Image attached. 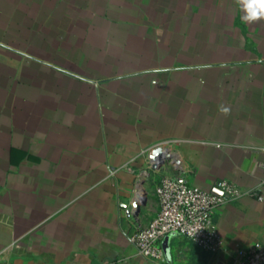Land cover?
Instances as JSON below:
<instances>
[{
    "label": "crops",
    "instance_id": "0c3cea01",
    "mask_svg": "<svg viewBox=\"0 0 264 264\" xmlns=\"http://www.w3.org/2000/svg\"><path fill=\"white\" fill-rule=\"evenodd\" d=\"M242 16L237 0H0V264H232L264 243V21ZM168 140L174 178L262 196L218 209L219 254L171 234L154 262L129 242L159 211L144 152Z\"/></svg>",
    "mask_w": 264,
    "mask_h": 264
},
{
    "label": "built area",
    "instance_id": "2783aa9c",
    "mask_svg": "<svg viewBox=\"0 0 264 264\" xmlns=\"http://www.w3.org/2000/svg\"><path fill=\"white\" fill-rule=\"evenodd\" d=\"M181 143L168 140L146 150L144 153L149 159L147 168L157 171L166 161H170L181 170L182 160L178 150ZM158 149L160 154L151 158ZM174 157L179 158L180 164L176 163ZM248 194L262 200V196L255 191H243L226 180L215 181L207 189H201L181 179L165 176L155 186L158 213L147 226L136 229L130 235L129 242L141 257L154 262L163 260L160 243L171 234L186 238L211 255L219 254L224 250V243L214 223V216L226 202ZM232 264H264V243H255L239 251Z\"/></svg>",
    "mask_w": 264,
    "mask_h": 264
},
{
    "label": "clouds",
    "instance_id": "9594fccd",
    "mask_svg": "<svg viewBox=\"0 0 264 264\" xmlns=\"http://www.w3.org/2000/svg\"><path fill=\"white\" fill-rule=\"evenodd\" d=\"M237 4L243 12L242 19L247 24H255L264 21V0H237ZM227 113V109H223Z\"/></svg>",
    "mask_w": 264,
    "mask_h": 264
},
{
    "label": "rangeland",
    "instance_id": "374dc122",
    "mask_svg": "<svg viewBox=\"0 0 264 264\" xmlns=\"http://www.w3.org/2000/svg\"><path fill=\"white\" fill-rule=\"evenodd\" d=\"M177 164H180V162H178ZM148 167V166H147ZM147 172H149V174H152V177L147 180L148 182V186L150 188V190H148V202L152 203V207L154 206L153 203V199H155V196L152 194L155 188V185L157 182H159V180L165 176H169V177H176L178 176V172L180 170H178V168L174 167L170 161H166V163L164 164V166L159 169V170H153V169H146Z\"/></svg>",
    "mask_w": 264,
    "mask_h": 264
},
{
    "label": "water",
    "instance_id": "95a60500",
    "mask_svg": "<svg viewBox=\"0 0 264 264\" xmlns=\"http://www.w3.org/2000/svg\"><path fill=\"white\" fill-rule=\"evenodd\" d=\"M159 154H160V150L158 149V150H156V151L153 153V156H152L151 158H153V157H155L156 155H159ZM162 247H163V250L166 252V249H167V237H165V238L163 239Z\"/></svg>",
    "mask_w": 264,
    "mask_h": 264
},
{
    "label": "bare ground",
    "instance_id": "6f19581e",
    "mask_svg": "<svg viewBox=\"0 0 264 264\" xmlns=\"http://www.w3.org/2000/svg\"><path fill=\"white\" fill-rule=\"evenodd\" d=\"M174 159H175L176 163L179 162V158L178 157H174Z\"/></svg>",
    "mask_w": 264,
    "mask_h": 264
}]
</instances>
